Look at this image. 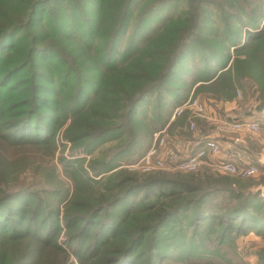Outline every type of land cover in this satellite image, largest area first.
<instances>
[{"label": "trees", "instance_id": "1", "mask_svg": "<svg viewBox=\"0 0 264 264\" xmlns=\"http://www.w3.org/2000/svg\"><path fill=\"white\" fill-rule=\"evenodd\" d=\"M192 1L196 3L193 20L182 26H173L185 21L186 17L181 13L170 14L161 22L160 11L170 0H148L139 12L136 5L140 0H0V148L12 154L19 148L54 146L58 131L69 117L65 138L79 146L67 157L68 165L78 160V154L91 153L98 142L116 129H128L123 142L134 143L139 138V130L137 126L131 127V123L140 110L139 104L146 95L164 89L174 78L177 68L191 59L193 51L185 52L191 44L187 39L204 28L209 29L202 26L201 21L204 19L203 5L210 3L207 0ZM161 3L164 6L161 7ZM249 10L243 6L242 12L245 14ZM135 14L134 29L124 45ZM234 20L242 21L241 17ZM243 22L250 23L244 36H239L241 39L234 33L230 36L233 41L244 42L236 50L247 49L248 57L237 56L236 61L255 58L253 68L257 71L261 68L257 56L264 51V10L259 12L256 8L252 17ZM154 24H157V29L153 28ZM167 31L174 35L179 32L176 51L159 46L149 50L154 40L162 38ZM167 40L162 38L159 44L164 47ZM214 54L220 66L207 70L208 78H198L211 81L198 84L195 92L209 89L218 96L220 82L225 86L231 84L226 75L234 71L228 63L229 57L218 52ZM115 72L121 75L124 83L119 80L112 86L115 81L111 82L109 76ZM258 76L264 84L263 69L258 71ZM233 84L228 87H233ZM106 93L112 95L105 99ZM101 102H111L112 111H103ZM121 109L123 111L119 112ZM96 114L122 121L117 127L88 119L89 115L94 118ZM178 121L174 124L177 125ZM115 158L117 155L107 161L98 159L90 167L99 169L98 174L104 173ZM25 166L16 168L15 177L11 179L19 177ZM13 167L17 166L12 164ZM50 169L36 166L35 175L32 173L27 178L31 180L27 186L18 185L16 180V185L11 186V179H8L9 188L0 187V249L3 247L4 250H0V264H44L41 256L48 246L62 249L56 239L55 243H48L52 242L49 239L51 235L45 227L48 225L53 233L57 222L48 216L54 210L47 208L44 196L56 197L54 204L58 205L60 199L66 198L68 190L54 184L56 167ZM66 170L70 172V169ZM71 170L69 174L72 177H81L83 181L81 174L86 171L83 165ZM12 172L14 170L10 174ZM117 184L123 187L118 196L114 195L108 201L104 200L105 194L97 196L93 198L92 207L84 213L73 210L83 187L77 188L67 202L65 213L71 216L70 222H84L77 229L81 240L76 248L82 263L86 256L80 251L86 247L85 243L88 244L89 237H94L92 243L95 246L91 254L95 256L87 258L96 257V263L106 262L108 258L101 255L107 251L120 252L112 264H137L141 258L145 259L144 264H157L161 260L176 259L177 255L183 257L185 252H219L218 249L206 248L197 240L198 237L210 240L218 236L220 241H224L233 240L234 234L241 235L252 229L264 233V216L254 213L258 206L264 207V199L259 191L245 188L246 182L230 175L176 171L138 177L127 173ZM217 193L220 197L236 199L237 204L224 207L222 211L209 210L206 202ZM34 195H37V200ZM11 199L22 205L9 204ZM85 204L88 203L82 202L83 207ZM112 208L122 210L126 216L116 221L112 218ZM102 211L101 223L97 227H89ZM189 212L193 215H188ZM8 213L13 218L8 220ZM138 216L144 219L139 226L134 229L128 226L133 220L136 222ZM216 224L220 226L219 230ZM113 227L118 235L111 237ZM10 241L14 243H8ZM27 243H31V247ZM115 243L118 247H113ZM102 244L105 245L101 247ZM14 245L18 249L23 247L15 261L7 259L10 251L5 250L15 248ZM37 252L40 257L32 255Z\"/></svg>", "mask_w": 264, "mask_h": 264}, {"label": "rangeland", "instance_id": "2", "mask_svg": "<svg viewBox=\"0 0 264 264\" xmlns=\"http://www.w3.org/2000/svg\"><path fill=\"white\" fill-rule=\"evenodd\" d=\"M147 1L148 0H140V3L136 5V8H138V10L136 11L139 12V8L144 6ZM207 2H209L210 4L203 5L204 19L201 22L202 26L209 28L208 31L204 28L203 31L198 32L197 34H192V37L187 39V41H189V43L191 44H188L185 52L189 50L193 51V53L191 54V59H189V61L185 65L177 68L174 78L167 82L168 84L166 83L167 86L164 89H162L160 92H154L146 95L145 99L139 104L140 110L138 114H136V119L134 120V122L131 123V127L137 126L139 130V138L134 143L125 144V142H123L125 137L127 136L128 129H116L112 134H110V136H107L105 140L98 142L91 153L85 152L78 154V156H76V158L78 157V160L68 165L67 157L70 155L71 151L74 148L79 146L71 142L69 138H65V129L71 119V117H69L66 124L64 123L61 129L58 131L57 144L54 146H31V148H27L25 150L19 148L17 150H14L12 154L0 148V187L3 186L5 189H8V179L10 180L11 178L15 177V169H19L20 167L26 165L22 170L23 172L19 174V177L15 178V180L18 182V185H29L26 183L30 182L31 180H27V178L29 179L32 176V173H34L35 175L34 169L36 166L37 168L41 167L44 170L48 171L51 170L50 167H56V178L59 180L55 179L53 181L54 184H59L61 188L64 187L68 190L66 198L60 199L58 205L54 204V202H57L56 197L54 198L44 196L47 202V208L54 210V212L52 214H48V216L57 222L55 232L53 233L49 231L48 225H46L45 227V229L51 235V238L49 239H51L52 242L48 243H55L56 239V243H58L60 247L64 249L58 250L53 246H48L44 252V256H41L39 252H37L38 254H32L33 256L35 255V257L41 256L44 264L114 263V259L119 256L120 252L108 253L106 251L105 255H101L105 258H108L106 262L99 261L98 263H96L94 262L96 257L94 259L87 258L95 256V254H91L92 249L95 246V243H92L94 242V237H89L87 240L88 244L85 243L86 247H84V249L80 251V254L86 256L82 263V260L78 256V252H76V248L81 240V236L78 234L77 229L82 227L84 222L80 221L76 224L70 222L71 216L66 215L65 209L68 200L72 198L76 189L80 187L83 188L79 196L77 197L78 204L73 209L74 211H77V213H84L85 211H88L92 207L93 198L97 196L105 194L106 197L104 198V200L106 201L110 200L109 198L114 195L118 196L123 187H121L120 184H117V182L120 181L122 176L127 173L137 175L138 177H143L145 175H148L149 173L154 172L172 173L181 171L184 173H202L205 171H209L214 175H230L237 180L246 182L245 188H248L254 192L259 191L258 193L261 195V198L264 199V122L262 123L260 129H257V131H255L256 128L254 126H251L252 122L255 119H264V84L259 81L260 76H258V71L260 69L264 70V51L259 52L257 56V60L261 61V65H259L261 66V68L256 71V69L254 70L253 68L255 58H252L250 60L246 59L245 62L239 60L236 61L237 56L240 58L248 57V51L247 49H242L239 51L236 50V48L241 46L244 42L240 41V43H238L237 41H233V38L230 36V33H234L238 37L244 36V34L247 32L246 30L250 27V23L243 21L249 20L252 17V11L254 12L256 8L259 12H263L264 0H207ZM260 2H262V5H260ZM167 3V6H165V8L160 11L161 22L166 20L165 18H167V15H176V13H181L180 15L186 17V20L182 21L180 24L173 26H182L185 23H190L193 20V9L196 6V3L192 0H170V2ZM162 6H164V3H161V7ZM243 6L247 7L248 9L250 8L249 11H251V13H248L249 11H247V13L243 14ZM137 14H135L131 19L132 23L130 24V27L128 29V34L126 35L124 45L127 44V39L132 34L136 23ZM237 17H241L242 21L234 20ZM153 28L157 29V24H154ZM162 28L160 29L162 30ZM172 28L175 29L179 27ZM179 37L180 35L178 31H176L175 35L167 31L162 37L168 38L165 46L162 47L159 44V41L162 39L161 37H159L154 40L155 42L153 41L154 43L150 46L149 50H152L159 46L161 49L167 48L170 50H174L175 52L178 46V42L176 40L177 38L179 39ZM169 38L172 40V44ZM239 38L241 39V37ZM215 52L229 57L228 63H230L231 67H234V71H231L226 75L231 84H227L225 86L222 84V82H220V95L218 96H216L213 90L209 89L195 92V88L196 86H198V84H200L201 82L207 83L211 81L198 80V78H208L209 74L207 73V70H209L210 68H212L213 70L217 66H220V64H217V60L215 59ZM142 60H144V58ZM149 67L150 66L148 64V68ZM121 78L122 77L118 72L112 73L109 76L111 82L115 81L112 86H115L118 81L121 80ZM121 82L124 83L122 80ZM232 83H234L233 87H228V85L232 86ZM111 95V93H106L104 94V97L105 99H108ZM195 96H198L202 99H207L210 104H212L214 109H221L222 111H220L223 113L219 111L212 112V109L209 106V111L211 113H209L207 117L205 116V118L203 113L197 114L190 109H186V111L183 112L181 116L176 117L171 122V116L174 109L185 100ZM178 97H182L181 101L179 102L177 101ZM237 101L242 102L243 106L237 103ZM110 103L101 102L103 111H112ZM122 111L123 109H121L119 112ZM225 113H227L226 122L228 124H231V127L234 129V132L231 133L235 134V136L233 137L234 141L245 140L243 142L244 145L248 143V147L250 149L238 147L242 153H245L249 156L244 157L247 159L250 158L249 160L252 159L254 160V162L256 161L260 164L261 169L258 173H255L253 175L241 176L232 172H221L209 161L204 162L196 170L191 171L179 170L176 168H163L154 169L153 171H145L141 166V159L148 152V149L153 146L155 132L159 130L165 131L166 134L164 135H166L169 140V144H167L169 145V149L170 147H172L173 149H178L184 144L182 143V141H180L183 139V137L176 139L168 136L167 133H169L170 131L173 132L176 129L179 133H182L184 137L190 136L193 133H196L194 132L196 129L191 130L190 128L191 122L195 121L197 128L199 126L198 121L196 120L197 118L209 121V123H211L210 126L213 128V130L220 131V135H222L223 137H230V135L224 134L225 132L223 131V129L226 125L224 119L222 118L223 122L214 121L216 119L221 120L220 115L222 117ZM239 113L247 115L246 118L251 117L250 127L243 126L244 128H237V126L235 125V121L239 120ZM178 118H180L182 121H178ZM88 119L90 121L94 119L98 123L104 122L108 123L107 125L117 127H119L122 121H120L119 118H113L112 116H105V118H103L100 114H96L94 118H91L89 115ZM212 119L214 120L211 121ZM176 120L178 121L177 125L174 124ZM222 136H220V139L223 138ZM64 143L66 144V146H64ZM120 146H122L121 149H119ZM184 151H186V149H184ZM114 155H117V159L115 158L116 160L110 164L111 166L106 172L98 174V172H100L99 169L93 170L92 167H90L92 162L103 158L107 161ZM64 158H66V161L63 160ZM30 161L32 162L30 163ZM9 162L10 164L7 165ZM40 163L42 165H40ZM12 164L17 167L11 168ZM81 165H83V167H85L86 169L85 173L84 171H82L83 173L81 174V176L83 177V181L81 177H72L69 174L72 171L71 169L79 168V166ZM99 167L100 166H98L97 168ZM66 168L70 169L69 173H67ZM11 170H14V172L10 174ZM4 175L6 176L4 178H1ZM7 175H9L10 177H8ZM85 179L88 180L87 183H85ZM15 180H10L11 186L16 185ZM107 188L111 189L107 190ZM26 196L30 197V194H26ZM228 197L229 196L220 197V194L217 193L215 194V196L209 198V200L206 202L207 207H209V210L214 209L217 211H222L223 209H225L224 207H232L237 204L236 199L230 200ZM33 198L37 200V195H34ZM137 199L139 200V198ZM82 202H86L88 204H85V206L83 207ZM8 203L22 205V203L17 202L14 199H11ZM110 211L112 213V218L116 221L119 217L126 216V213H123L122 210L120 211L116 208H112ZM254 213L257 216H264V207L258 206V211H255ZM188 215L193 214L192 212H189ZM102 216H104L103 211L99 216L94 217L95 219L91 221L89 227H97L101 223L100 219ZM6 218L9 220L13 218V216L8 213ZM143 220V216H138L137 221L135 222L133 220V222L128 226H131L134 229L138 227ZM215 227L218 230L220 229V226L217 224L215 225ZM113 230H115L114 227L111 231L114 232ZM115 233L116 231L111 237L118 235V232L116 234ZM233 238V240L220 241V239H218V236H213L210 240L198 237L197 240L201 241L200 243H203L206 248L213 250L218 249L219 252L215 251V253L213 254L212 252H207V254H205L204 252L202 254H191V252H185L183 254V257L177 255L176 259L170 258L168 260H164V262L161 260L158 261L157 264H264V233L259 232L256 229H252L241 235L234 234ZM8 243L14 242L10 241ZM228 243L234 244L229 245ZM27 244L29 245V247H31L32 245L31 243ZM87 245H90V249L87 247ZM104 245L105 244H102L101 247H103ZM14 247L15 248L5 249L6 251H10L7 254V259L13 261H15L16 258L20 256V253L23 250V247L21 246L19 247V249L15 245ZM113 247H118V243H115ZM0 250L4 251L3 247H1ZM101 253L103 252L101 251ZM65 255L66 260H64ZM63 260L64 262H62ZM144 262L145 259L141 258L137 261V264H144Z\"/></svg>", "mask_w": 264, "mask_h": 264}, {"label": "built area", "instance_id": "3", "mask_svg": "<svg viewBox=\"0 0 264 264\" xmlns=\"http://www.w3.org/2000/svg\"><path fill=\"white\" fill-rule=\"evenodd\" d=\"M208 105V106H207ZM210 108H213L212 104L207 99H202L198 96L190 97L185 100L183 103L179 104L173 111L171 116V122L176 118L181 116L186 109H190L193 112L199 114L203 113L204 117L211 113ZM208 112V113H207ZM239 115V114H238ZM247 115H239V120L235 121V125L240 128L243 126L250 127V118H246ZM205 117V118H206ZM227 115L225 118V127L223 131L225 135H230L233 137L234 129L231 127V124L226 122ZM212 119L211 121H213ZM263 118L260 120H254L251 126H254L257 129H260L264 121ZM214 121L220 122L216 119ZM234 121V120H233ZM232 121V122H233ZM231 122V123H232ZM211 124V123H210ZM191 130L194 132L200 133L196 122L192 121L190 125ZM238 130V129H237ZM220 133V131H218ZM164 130H159L155 132L154 135V144L148 149V152L141 159V166L145 171H153L154 169H179L185 171L196 170L201 164L206 161H209L221 172H232L241 176L253 175L258 173L261 169V166L258 162L254 160H249L246 157H249L245 153H242L238 147H234L232 152L224 154L222 150L220 135L219 136H203L200 139H197V146L194 148L187 149L184 151L185 147L178 149H173L169 145V140ZM222 150V151H221Z\"/></svg>", "mask_w": 264, "mask_h": 264}, {"label": "crops", "instance_id": "4", "mask_svg": "<svg viewBox=\"0 0 264 264\" xmlns=\"http://www.w3.org/2000/svg\"><path fill=\"white\" fill-rule=\"evenodd\" d=\"M237 103H239V104H241L242 105V102H238L237 101ZM243 106V105H242ZM212 109V112L214 111V112H216V111H219V112H221L222 110L221 109H219V110H217V109H214V108H211ZM221 110V111H220ZM221 113H223V112H221ZM240 115H244L243 113H239ZM226 115H227V113H225L222 117H221V115H220V118H221V120L220 121H222L223 122V119H224V121H225V118H226ZM223 118V119H222ZM188 119H190V118H188ZM197 121H198V124H199V126H198V130H199V132L200 133H191L192 135H190V136H183L182 135V133H179L176 129L173 131V132H169V133H167L168 134V136H171L172 138H176V139H178V138H180V137H183V139L182 140H180V141H182V143L184 144V147H185V149L187 150V149H190V148H194V147H196L197 146V139H200L201 137H203V136H219L220 135V133L217 131V130H213V128L210 126V123H209V121H206V120H204V119H199V118H197L196 119ZM189 121V120H188ZM220 136H222V135H220ZM234 136H235V134H234ZM233 136V137H234ZM223 137V136H222ZM233 137H228L229 138V140H228V138H226V137H223V138H221L220 140V142H221V144H222V148H223V153L226 155V154H228L229 152H232L233 151V147H234V145H235V147H243V148H249L248 147V143L246 144V145H244V141H242V140H239V141H234V138ZM231 138V139H230ZM233 138V139H232ZM186 141V142H185ZM245 146V147H244ZM250 149V148H249Z\"/></svg>", "mask_w": 264, "mask_h": 264}]
</instances>
